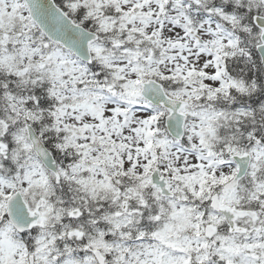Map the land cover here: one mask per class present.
I'll return each mask as SVG.
<instances>
[{
    "label": "snow or ice",
    "instance_id": "1",
    "mask_svg": "<svg viewBox=\"0 0 264 264\" xmlns=\"http://www.w3.org/2000/svg\"><path fill=\"white\" fill-rule=\"evenodd\" d=\"M0 264H264V0H0Z\"/></svg>",
    "mask_w": 264,
    "mask_h": 264
}]
</instances>
